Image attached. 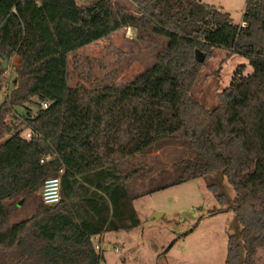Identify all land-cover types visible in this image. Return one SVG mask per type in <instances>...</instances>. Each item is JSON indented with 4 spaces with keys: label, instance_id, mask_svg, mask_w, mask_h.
Segmentation results:
<instances>
[{
    "label": "trees",
    "instance_id": "16d2710c",
    "mask_svg": "<svg viewBox=\"0 0 264 264\" xmlns=\"http://www.w3.org/2000/svg\"><path fill=\"white\" fill-rule=\"evenodd\" d=\"M0 0V58L15 56L9 100L0 103V264H103L92 238L141 226L129 184L138 167L130 159L179 143L194 157L176 165V179L153 193L221 171L234 187L233 211L241 242L228 240L225 264H259L264 251V0H247L243 22L199 0ZM139 39L167 40L156 63L122 85L70 86L69 57L127 27ZM245 57L219 94L214 110L192 96L214 49ZM196 52L204 61L196 60ZM3 69V64L1 65ZM37 98L36 102L33 99ZM48 103L46 109L43 104ZM33 104L35 116L8 117ZM22 129V130H20ZM31 132L32 138L23 136ZM48 158L43 164L41 161ZM62 174V200L38 202L17 224L10 217ZM219 201L223 195L211 186Z\"/></svg>",
    "mask_w": 264,
    "mask_h": 264
},
{
    "label": "rangeland",
    "instance_id": "374dc122",
    "mask_svg": "<svg viewBox=\"0 0 264 264\" xmlns=\"http://www.w3.org/2000/svg\"><path fill=\"white\" fill-rule=\"evenodd\" d=\"M114 1L126 6L131 13L138 12L131 0ZM78 2L81 5L91 3L89 0ZM202 2L229 13L235 25L243 22L247 0ZM136 33V39L129 40L123 29L108 39L81 48L76 53L78 58L70 56L69 85L81 84L89 89L122 85L152 67L157 54L166 48L167 40L150 32L139 39L138 30ZM213 55L202 68L192 91L193 98L208 110L220 105L219 94L229 87L239 66H246L244 75L253 73L249 61L239 54L230 55L228 50L215 48ZM16 60L17 57H11L7 67L2 69L4 59L0 58V103L9 100L15 87ZM36 101L37 98L33 99ZM36 113L33 104L16 108L9 114L8 123ZM8 138L9 134L1 136L0 145ZM193 157L189 147L172 143L139 154L130 159L131 166L122 168L128 171L138 167L139 170L140 175L129 184V192L132 196H140L135 199L134 207L141 226L132 231L105 233L103 264H225L229 237L234 235L237 243L241 242L242 227L233 211L213 215L220 209L233 207L236 197L234 187L221 171L148 193L172 183L178 173L176 165ZM213 185L223 195L221 201L211 189ZM41 190L26 200L17 199L18 209L10 217L12 224L27 220L35 213L38 202H42ZM156 214L163 216L154 218ZM257 259L259 264H264V251H259Z\"/></svg>",
    "mask_w": 264,
    "mask_h": 264
},
{
    "label": "built area",
    "instance_id": "2783aa9c",
    "mask_svg": "<svg viewBox=\"0 0 264 264\" xmlns=\"http://www.w3.org/2000/svg\"><path fill=\"white\" fill-rule=\"evenodd\" d=\"M241 27H246L247 24L245 22H242ZM126 30V36L129 40H134L137 37V29L134 27H127L125 28ZM48 107V103H44L43 104V108L46 109ZM25 137H27L28 139L32 138V133L31 132H26ZM48 159V158H47ZM46 158H44L41 163L43 164L45 161H47ZM62 174H63V170L60 171L59 175L49 178L44 186L42 187L41 190V200L43 202V204H45L46 206H56L58 205L61 200H62ZM95 250L97 252H99L100 254H102L103 251V236L98 235V236H94L92 238Z\"/></svg>",
    "mask_w": 264,
    "mask_h": 264
},
{
    "label": "water",
    "instance_id": "95a60500",
    "mask_svg": "<svg viewBox=\"0 0 264 264\" xmlns=\"http://www.w3.org/2000/svg\"><path fill=\"white\" fill-rule=\"evenodd\" d=\"M8 58H5L4 59V64H3V68H6L7 67V65H8ZM196 60L198 61V62H203L204 61V58H203V56H202V54L201 53H199V52H196ZM163 215L162 214H156L155 216H154V218H161Z\"/></svg>",
    "mask_w": 264,
    "mask_h": 264
},
{
    "label": "crops",
    "instance_id": "0c3cea01",
    "mask_svg": "<svg viewBox=\"0 0 264 264\" xmlns=\"http://www.w3.org/2000/svg\"><path fill=\"white\" fill-rule=\"evenodd\" d=\"M199 1L202 2V0H199ZM202 3H203V2H202ZM17 64H18V60H16V62L14 63V67H15ZM102 236H103V238H104L105 234H102Z\"/></svg>",
    "mask_w": 264,
    "mask_h": 264
}]
</instances>
